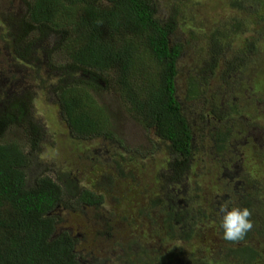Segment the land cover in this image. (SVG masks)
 Listing matches in <instances>:
<instances>
[{
	"label": "trees",
	"instance_id": "obj_1",
	"mask_svg": "<svg viewBox=\"0 0 264 264\" xmlns=\"http://www.w3.org/2000/svg\"><path fill=\"white\" fill-rule=\"evenodd\" d=\"M21 3L26 10L19 16L0 7V54L17 51L19 61L15 56L12 65L30 70L26 78L39 87L60 71L55 93L70 139L106 140L110 162L87 170L90 176L82 172V179L70 170H58L56 178L44 173L29 184L33 156L40 154L35 117H29L31 128L21 129L28 133L24 140L3 137L13 124V104L1 89L0 264H84L91 257L96 264H108L107 241L110 250L118 252L113 264L214 262L206 255L194 259L200 255L197 252L192 261L193 253L183 258L174 253L175 261L171 249L162 253L136 237L117 236L120 230L108 215L116 213L113 207L129 199L138 186L139 172L134 168L138 159L121 145L111 128V113L98 106L92 90L115 95L132 119L151 133L149 155L159 162L160 190L137 213L148 228L160 221L161 229L149 234L163 230L165 239L181 241L184 249L198 237L206 250L217 243L218 262H232L231 258L236 264H259L258 244L264 234V215H260L264 213V59L254 38L240 46L246 23L222 22L223 26L204 31V18L196 13L197 4L203 5L197 0ZM259 3L229 0L226 7L247 16L258 11ZM51 34L57 37V48L47 53L44 42ZM186 57L190 60L183 64ZM40 62L55 69L52 73L36 69ZM240 89L247 93H239ZM24 103L13 105L18 118L25 116ZM252 116L260 117L262 125L253 123ZM60 151L57 148V161ZM64 161H74L72 154ZM224 204L245 206L252 212L254 227L241 241L223 239L219 208ZM87 208L95 211L87 221L92 229L98 226L93 232L97 243L90 253L86 248L79 254L78 238L63 229L64 218L58 213H82ZM120 217L116 220L129 221L127 215ZM132 245L138 247L131 255L135 258L130 256ZM182 247L176 248L178 252Z\"/></svg>",
	"mask_w": 264,
	"mask_h": 264
},
{
	"label": "rangeland",
	"instance_id": "obj_2",
	"mask_svg": "<svg viewBox=\"0 0 264 264\" xmlns=\"http://www.w3.org/2000/svg\"><path fill=\"white\" fill-rule=\"evenodd\" d=\"M197 1L201 2L203 5L200 8L201 5L199 6L197 4L196 7L198 8L196 13L199 14V18H204V31H208V29L211 27L219 28L224 25L220 24L222 22H229L228 25H230V23L237 25V22H245L247 25L246 33H243L240 36L238 41L240 46L243 47V43L247 39L254 38V41H257L256 49L260 50V55L264 59V0H260V3L258 4V11L252 10V12H247V16L242 13L237 14L235 11H231L229 9L227 10L226 2L229 0ZM249 1L255 2L258 0ZM157 2L159 4H165L167 0H157ZM245 6L248 7V5ZM0 7L5 12H11L15 16L25 13L26 10V7H22L21 0H0ZM15 11H17V13ZM56 38L57 37L54 34H51L45 38L44 45L47 47V53L52 49L57 48ZM15 52L17 51L5 52L3 55L0 54V90L3 89L6 92H3L4 96H9L12 98L13 105H19L22 101H26L27 104L24 103L21 113L25 114V116L21 118H18V115H16V107L12 105L11 118L13 124L6 128L5 135L3 137L11 140L16 136H21V138L24 140V135H28V133L26 131V133L23 134L24 132L21 129H25L27 125H30V123H28L29 117H35L34 122L36 124V128L34 131L37 133H35L34 136L37 137L35 140L37 142V149L40 148L41 152L39 151L40 154L38 156H33L35 163L30 165L28 171L30 176L29 184L33 183L35 177L44 173L56 178V171L58 170H70L74 172L78 178L82 179L85 176L82 175V172L88 174L87 170L90 168L99 166L105 162H110V154L105 147L108 145V143L105 144L107 142L106 140L102 141L100 139L95 142H78L70 139L68 126L63 120L55 93L57 80L61 77L60 71L50 74L47 82H44L43 86L39 87L40 85L38 83H30L26 78L28 73H30V70L22 69V64H19V66L12 65V63L16 61L15 56L19 61L18 54ZM21 53L24 55L23 51H21ZM41 57H43V53ZM189 60L190 59L186 57L182 62L185 64ZM42 67L44 69L46 68L43 62H40L36 65V69H40ZM44 69L42 71H44ZM54 69L55 68L48 65L47 70L50 73H52V70ZM13 78L14 80L10 82V80ZM91 93L94 96L98 106L107 110L108 113H111V128L114 129L117 138L120 139L121 145L126 146L132 153L134 152L135 157L138 159L137 163L134 164V168L138 170L137 172H139V184L135 187L131 197L124 201L118 208L113 207L116 213L113 212V214L108 215L110 213V207H107L110 206L109 202L106 204L107 206L104 209V213L109 216L108 220L116 221L115 226L120 230V232L117 231V236L120 237L121 235H124L136 237L144 246L149 245L153 250L158 249L162 253L171 249V254L173 253L175 261H178V253H180L178 256L181 258H183L184 255H190L193 253L192 256H190V260L192 261L194 253L197 252L200 255L196 256L194 259L199 256L206 255V258L215 259L212 264H236L231 258L229 260L232 262H228L227 260H223L221 262L217 261L215 255L218 256L219 252L221 253V251H218L219 249L216 242L210 245L208 250H206V245H203L200 242V238L196 237L192 239L187 248L184 249L180 244L182 243L181 241L170 240L168 238L165 239L166 236L163 230H161L160 233L149 234V230L156 231L161 229L159 227L161 226L160 221H157L155 227L150 226L148 228L147 222L142 220L137 213L146 204V199L158 195V191L160 190L158 184L159 182L156 179L159 162L154 157L149 155L152 148L148 141V137L151 136V133L148 132L141 123L132 119L128 111L120 103L119 98L115 97V95L106 90H101L99 92L92 90ZM239 93L244 94L247 93V91L240 89ZM112 101H114V104H110ZM16 116L17 123L14 124L16 122ZM251 118L253 119V123L262 125L260 117L252 116ZM38 142H40V144ZM70 146H72V149H70ZM57 148L61 150L58 156V161L56 154ZM69 154H72L74 159V161H70V163L64 161ZM162 155L163 152L161 151L158 153L157 158L160 159ZM78 159L82 161V164H79ZM255 161L257 162L258 158H255ZM255 161L253 160L251 162L254 163ZM128 168L132 167L128 166ZM262 175L263 174H260L259 176ZM87 176L90 175L88 174ZM204 181L205 180L201 182L204 183ZM236 181L237 178L234 180V182ZM126 186L127 184H125L123 187L126 188ZM141 193H143L144 197L141 195ZM202 193L203 196L206 195L205 191ZM180 199L183 202V199ZM257 203L261 204L259 202ZM66 205H69V203ZM78 211L79 212H75L73 210H61L58 213V217L64 218V222L61 224L63 229L70 231L74 235L73 237L78 238L77 243L79 254L82 251L85 252L84 249L86 248L89 251L88 253H90L92 251L91 246L97 243L95 240H93V232L94 229L98 228V226L95 225L92 229V224L87 221V217L90 218V216L93 215L95 211L90 208L84 209L81 211L82 213H80V210ZM125 215H127L129 221L123 223L116 220V217L119 220L121 219L120 216ZM260 215H264V213ZM86 224H88V227ZM113 238L114 237L111 239ZM262 238L263 239L259 241L260 244H258L259 251L262 255L259 264H264V234ZM111 239L110 242L112 241ZM216 241L220 240L218 239ZM108 244L109 242L107 241L106 247L108 250L106 254L108 256L107 258H109L108 264H113L112 261L115 258V255H118V252L110 250ZM100 247H102V243ZM178 247H182L180 252H178L176 249ZM137 248L138 247H135L134 245L131 246L132 254H130V256L136 255L138 252ZM98 256L101 255L98 254ZM98 256L96 258H98ZM131 258L135 257L131 256ZM93 262L95 264L97 263L93 257L83 261L84 264H94ZM184 262L185 264H189L190 261L188 262L186 259L179 260V264H184Z\"/></svg>",
	"mask_w": 264,
	"mask_h": 264
},
{
	"label": "clouds",
	"instance_id": "obj_3",
	"mask_svg": "<svg viewBox=\"0 0 264 264\" xmlns=\"http://www.w3.org/2000/svg\"><path fill=\"white\" fill-rule=\"evenodd\" d=\"M219 212L220 228L226 241H241L254 227L252 212L248 207L224 204L220 206Z\"/></svg>",
	"mask_w": 264,
	"mask_h": 264
}]
</instances>
